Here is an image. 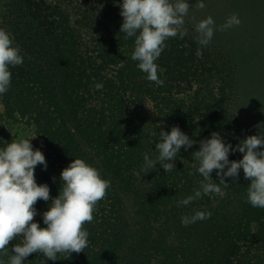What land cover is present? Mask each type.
Returning a JSON list of instances; mask_svg holds the SVG:
<instances>
[{"label":"rangeland","instance_id":"obj_1","mask_svg":"<svg viewBox=\"0 0 264 264\" xmlns=\"http://www.w3.org/2000/svg\"><path fill=\"white\" fill-rule=\"evenodd\" d=\"M28 2H36L39 7L31 14L34 21L39 13L61 19V22V14L69 19L71 31L66 36H74L75 47L94 63L93 71L103 75L109 83L121 86L122 97L132 116V120L127 119L125 124L130 126L138 119L140 127V120L144 119L140 127V150L133 155L134 164L140 167L136 184L131 191L124 193L118 206L123 204L126 216L140 221L143 197L138 195L149 190L153 193L154 203L159 207L151 217L153 225L150 228L155 235L148 242L154 250L147 264H207L206 257L220 247L226 221L220 220V226L214 232L202 236V231L208 230L207 219L188 225L194 228V232L189 233L184 230L181 217L194 210L210 211L211 216H220L225 209L232 217L230 221L235 222L248 207L247 186L251 181L244 178L241 169L238 179L226 177L227 186L220 185L223 196L203 195L188 206H177V201L192 195L203 179L193 167L197 162L192 153L198 150L200 140L210 137L209 127L203 126L208 118L215 112H222L233 122L239 132L233 146L240 139L256 134L260 130L258 125L264 122V0H204L206 7L203 9L195 5L196 0H189L192 5L184 25L187 35L183 39L179 36L169 38L156 61L158 74L164 80L163 86L148 81L145 73L138 69L137 62L131 59L135 38L125 39V34L120 32L123 18L114 0ZM9 3L10 0H0V28L6 29L3 23ZM233 13L238 14L241 23L220 30ZM209 15L215 20L216 30L209 45L201 49L195 39V25ZM198 49L202 50V55L197 54ZM11 72L12 85L13 81L17 84L11 85L12 90L0 96V145L12 139L37 135L32 143L35 148L42 149L48 166L46 170L41 165L36 167V180L47 183L50 197H57L62 187L59 177L63 168L59 149L53 145L59 141V136L53 134L59 133L56 116L34 80L24 78L18 69ZM174 125H179L196 143L187 151L181 149L172 171L166 173L159 165L154 170H145L142 167L145 153L151 158L158 155L155 145L150 142L156 141L161 130L170 131ZM242 156L239 151L231 152L229 159H242ZM212 178L219 182L216 170ZM118 201L115 196L108 197V200L104 196L98 201L93 220L83 226L89 232L88 246L70 257L58 254L57 261L67 264L86 259L115 241L117 216L112 203ZM48 203L38 200L35 205L38 213L34 220L39 221L41 227L44 226L42 213L47 210ZM250 222L252 231L259 235L261 228L264 229L261 219L255 216ZM16 242L10 241L8 255ZM239 243L241 251L247 253L243 263L237 257L231 260L218 257L211 264H264V240L241 239ZM8 255L0 258L7 261ZM41 259L43 254L32 253L24 264H41ZM47 264L56 262L49 260Z\"/></svg>","mask_w":264,"mask_h":264},{"label":"clouds","instance_id":"obj_2","mask_svg":"<svg viewBox=\"0 0 264 264\" xmlns=\"http://www.w3.org/2000/svg\"><path fill=\"white\" fill-rule=\"evenodd\" d=\"M114 3L119 6L123 18L120 32L125 34V39L135 38L131 59L137 62L148 81L163 86L156 61L169 38L179 36L183 39L187 35L185 17L192 4L189 0H114ZM195 5L200 9L206 7L204 0H196ZM240 23L238 14L233 13L220 30ZM215 30L216 23L211 15L195 25V39L201 49L212 41ZM201 49L198 55H202ZM23 63L24 55L14 43V37L7 29L0 28V96L11 87V69ZM95 88L100 90L103 84L96 83ZM258 128L256 134L240 139L235 146L217 131L200 140L198 150L192 154L197 162L193 167L203 179L192 195L177 201V206H188L203 195L223 196L220 185L227 186L225 178L236 180L243 169L244 178L251 181L246 201L254 208H264V122ZM36 136L12 139L0 145V256L8 255L10 241H18L11 246L7 261L0 258V264H24L32 253L43 254L42 264H47L49 260L56 261L58 254L70 257L72 253L84 251L89 232L83 226L93 220L98 201L110 187V181L95 166L75 157L60 173L59 195L50 197V186L38 183L35 176L38 165L44 170L48 166L42 149L35 148L32 143ZM195 143L179 125H174L170 131L161 130L154 148L158 155L151 158L145 153L142 167L154 170L159 165L166 173L170 172L176 168L175 161L181 149L187 151ZM236 151L243 154L242 159L230 160V153ZM214 170L219 177L218 183L212 178ZM38 200L49 202L42 213L43 227L34 220ZM211 215L210 211L194 210L183 215L181 223L188 226L209 219Z\"/></svg>","mask_w":264,"mask_h":264},{"label":"trees","instance_id":"obj_3","mask_svg":"<svg viewBox=\"0 0 264 264\" xmlns=\"http://www.w3.org/2000/svg\"><path fill=\"white\" fill-rule=\"evenodd\" d=\"M38 9L36 2L10 0L3 25L24 55V63L11 70L18 69L24 78L34 80L44 92L56 116L55 122H58L59 133L53 134L59 136V141L53 145L59 149L61 167L64 169L75 157L83 158L110 181L106 199L113 196L119 199L112 203L117 216L115 241L91 257L67 264H147L154 250L148 242L155 235L150 228L153 225L151 217L159 207L154 203L153 193L149 190L138 195L143 197L140 221L126 216L123 204L118 206L124 193L131 191L136 184L140 167L134 164L133 155L140 150V127L144 119L141 118L140 127L138 119L130 126L125 124L127 119L132 120V116L122 97L121 86L109 83L103 75L93 71L94 63L75 47L74 36H66L71 31L69 19L61 14L63 24L61 19L55 20L39 13L34 21L31 14ZM96 83H102L103 88L97 90ZM15 84L17 82L13 81ZM203 126L209 127L210 136L213 131H217L231 143L239 133L222 112H215ZM158 140L159 137L150 145H155ZM255 216L261 219L264 226V208H254L249 203L235 222L230 221L232 217L225 209L220 216L214 215L207 219L205 225L208 230L204 229L202 236H207L209 231L214 232L220 226V220L226 221L223 227L226 229L219 249L209 254L204 261L211 264L218 257L228 260L237 257L243 263L247 253L241 251L239 241L264 240L263 228L259 235L251 229L250 220ZM184 230L194 232L192 226H185ZM55 262L63 264L57 260Z\"/></svg>","mask_w":264,"mask_h":264}]
</instances>
